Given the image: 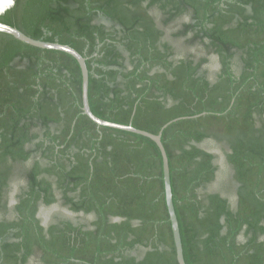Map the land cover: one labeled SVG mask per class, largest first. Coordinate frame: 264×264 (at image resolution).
I'll return each instance as SVG.
<instances>
[{
	"label": "trees",
	"instance_id": "1",
	"mask_svg": "<svg viewBox=\"0 0 264 264\" xmlns=\"http://www.w3.org/2000/svg\"><path fill=\"white\" fill-rule=\"evenodd\" d=\"M0 22L85 57L97 117L178 118L161 142L186 264H264V0H15ZM53 207L87 222L44 224ZM0 264H177L155 143L83 114L69 54L4 33Z\"/></svg>",
	"mask_w": 264,
	"mask_h": 264
},
{
	"label": "water",
	"instance_id": "2",
	"mask_svg": "<svg viewBox=\"0 0 264 264\" xmlns=\"http://www.w3.org/2000/svg\"><path fill=\"white\" fill-rule=\"evenodd\" d=\"M14 2L15 0H0V14H2L5 10L11 8L14 5ZM0 33L10 35L13 38L25 44L33 46V47H37L41 49L56 50V51H61V52L69 54L71 57H73L76 60L79 66V69H80L81 109H82L83 114H85L90 120L96 123L97 126H106V127H110L113 129L123 130V131L131 132V133H135L138 135H142L146 138H149L155 143V145L157 146L159 150L161 161H162V178H163L164 198H165V204H166L167 213H168V219H169L171 231H172L176 262L177 264H186L184 257H183L181 237H180L178 222H177V218H176V214H175V210L173 206V201H172L168 159H167V155L163 147V144L161 142L162 129L167 124H169L172 121L177 120L178 118L173 119L172 121H169L165 125H163L157 134H153L145 130L135 128L131 124H120V123H115V122L101 119L97 117L96 115H94L90 109L89 102H88V69L85 64V57H83L78 51H76L74 48H72L71 46L67 44H62L58 42H50V41H45L42 39L33 38L25 34L23 31H21L17 27H14V26L2 23V22H0Z\"/></svg>",
	"mask_w": 264,
	"mask_h": 264
},
{
	"label": "rangeland",
	"instance_id": "3",
	"mask_svg": "<svg viewBox=\"0 0 264 264\" xmlns=\"http://www.w3.org/2000/svg\"><path fill=\"white\" fill-rule=\"evenodd\" d=\"M213 72H214V69L211 68L210 73H209L210 79H212V77H213ZM211 150H213V149H211ZM213 151H214V153L217 154L216 150H213ZM216 162L220 163L221 158L220 157L216 158ZM40 217H41V220L44 224H48L50 222H53L58 217L59 218H69L75 222H77V220H80L83 223L87 222L85 219H83V217L77 218L74 214H72V213H70V212H68L62 208H59V207H53V208H47V209L41 210Z\"/></svg>",
	"mask_w": 264,
	"mask_h": 264
},
{
	"label": "flooded vegetation",
	"instance_id": "4",
	"mask_svg": "<svg viewBox=\"0 0 264 264\" xmlns=\"http://www.w3.org/2000/svg\"><path fill=\"white\" fill-rule=\"evenodd\" d=\"M57 219H59V217L58 218H56L53 222H50V223H54V222H56L57 221ZM50 223H48V224H50Z\"/></svg>",
	"mask_w": 264,
	"mask_h": 264
}]
</instances>
